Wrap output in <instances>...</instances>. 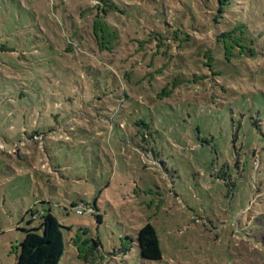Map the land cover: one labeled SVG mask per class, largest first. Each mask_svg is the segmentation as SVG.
<instances>
[{
	"label": "rangeland",
	"instance_id": "374dc122",
	"mask_svg": "<svg viewBox=\"0 0 264 264\" xmlns=\"http://www.w3.org/2000/svg\"><path fill=\"white\" fill-rule=\"evenodd\" d=\"M0 100V264H264V0H0Z\"/></svg>",
	"mask_w": 264,
	"mask_h": 264
},
{
	"label": "trees",
	"instance_id": "16d2710c",
	"mask_svg": "<svg viewBox=\"0 0 264 264\" xmlns=\"http://www.w3.org/2000/svg\"><path fill=\"white\" fill-rule=\"evenodd\" d=\"M219 4V11L223 10V5L229 3L230 0H216ZM98 46L102 48V44L98 42ZM71 49L70 45L65 49ZM225 58L230 59L231 55L225 49ZM88 59V58H87ZM85 63H81L80 67H84ZM92 69V67H85ZM83 71V70H82ZM128 74H123V78ZM115 79H117L115 77ZM120 79V78H119ZM118 79V80H119ZM181 84V80L176 78L173 82L166 83L164 87L157 93L158 98L170 95ZM1 101V100H0ZM61 128L57 131V140L62 139ZM60 134V137L58 136ZM38 134L34 133L31 138L37 137ZM76 207V204H72ZM77 208V207H76ZM91 209L89 213H94L97 210L96 205L89 206ZM31 219L28 223L32 222L35 218V213L30 210ZM98 221L101 220V215L96 214ZM25 234L23 239L19 242V251L17 254V264H58L64 252V238L61 231V225L57 218L50 212L44 211L41 216L40 224L35 228H28L24 230ZM126 239L129 244L137 242L140 255L145 260H160L162 253L160 248V241L153 225L149 222L145 223L137 232L136 237L133 238L127 235ZM99 241H94V246H98ZM123 251L128 250V246H123Z\"/></svg>",
	"mask_w": 264,
	"mask_h": 264
},
{
	"label": "built area",
	"instance_id": "2783aa9c",
	"mask_svg": "<svg viewBox=\"0 0 264 264\" xmlns=\"http://www.w3.org/2000/svg\"><path fill=\"white\" fill-rule=\"evenodd\" d=\"M90 208L89 207H87L86 209H80V208H76V210H75V212H76V214H83V213H85V212H87V213H89L90 212Z\"/></svg>",
	"mask_w": 264,
	"mask_h": 264
}]
</instances>
